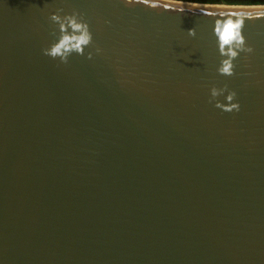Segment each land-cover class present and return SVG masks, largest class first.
I'll return each instance as SVG.
<instances>
[{"label": "water", "instance_id": "1", "mask_svg": "<svg viewBox=\"0 0 264 264\" xmlns=\"http://www.w3.org/2000/svg\"><path fill=\"white\" fill-rule=\"evenodd\" d=\"M0 264H264V4L0 0Z\"/></svg>", "mask_w": 264, "mask_h": 264}, {"label": "clouds", "instance_id": "2", "mask_svg": "<svg viewBox=\"0 0 264 264\" xmlns=\"http://www.w3.org/2000/svg\"><path fill=\"white\" fill-rule=\"evenodd\" d=\"M130 2V0H129ZM62 9L57 8L55 12L49 14L48 19L55 25L56 31L59 33L55 43L48 47L42 48L43 55L52 58H59L62 61L66 60L67 56L73 52L81 53L84 51L91 41V33L89 32L88 25L84 22L77 12L71 14L64 13L61 15ZM240 21L233 22L226 20L222 26L218 25L214 29V34L218 41V52L222 57L218 67L217 73L223 76L233 75L232 61L239 54V51L251 52L252 49L243 48V37L239 31ZM189 36L195 35L194 29L188 30ZM97 53L100 49L95 50ZM91 59V55L88 56ZM210 98L214 106L223 107L225 104L230 103V110H239V103L233 102L235 93L225 89L217 90L212 88L209 90ZM223 95L224 103H221L216 97Z\"/></svg>", "mask_w": 264, "mask_h": 264}, {"label": "trees", "instance_id": "3", "mask_svg": "<svg viewBox=\"0 0 264 264\" xmlns=\"http://www.w3.org/2000/svg\"><path fill=\"white\" fill-rule=\"evenodd\" d=\"M190 2L210 3V4H240V5H255L264 4V0H185Z\"/></svg>", "mask_w": 264, "mask_h": 264}]
</instances>
